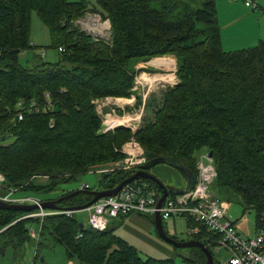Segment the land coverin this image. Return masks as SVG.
<instances>
[{
	"label": "trees",
	"instance_id": "16d2710c",
	"mask_svg": "<svg viewBox=\"0 0 264 264\" xmlns=\"http://www.w3.org/2000/svg\"><path fill=\"white\" fill-rule=\"evenodd\" d=\"M32 11L47 26L51 46L65 49L56 62L35 60V66H26L19 61L23 51L36 47L30 40ZM87 12L111 21V41L94 40L73 25ZM167 55L176 58L178 82L160 100L147 101L141 127L135 133L124 127L100 133L102 122L92 100L131 97L136 65ZM46 92L61 103V112L26 114L19 121L18 102L44 103ZM9 136L13 141L5 143ZM131 136L144 148L147 161L164 157L167 165L185 164L195 174L199 153L212 151L218 173L212 183L215 196L241 203L244 213L255 212L260 224L264 39L249 48L225 50L217 0H0V172L5 176L0 194L9 188L48 191L119 161L125 156L122 145ZM130 174H103L101 179L107 181L102 188L113 187ZM73 190L65 189L59 196ZM84 193L66 197L59 202L61 208L92 199L89 193L84 199ZM27 212L0 207L1 251L11 246L21 252L28 243L37 249L61 243L81 264H175L174 257H143L110 226L81 227L75 212L47 215L36 241L29 226L38 225L40 218L22 217ZM144 216L154 222L153 216ZM189 224L199 223L188 218ZM192 237L214 244L219 235L201 226L200 233L188 238ZM186 248L187 252L177 251L183 260L206 264L201 247Z\"/></svg>",
	"mask_w": 264,
	"mask_h": 264
},
{
	"label": "built area",
	"instance_id": "2783aa9c",
	"mask_svg": "<svg viewBox=\"0 0 264 264\" xmlns=\"http://www.w3.org/2000/svg\"><path fill=\"white\" fill-rule=\"evenodd\" d=\"M244 3L252 9L260 7L257 0H244ZM92 17H94L95 22H99L97 26L100 32L111 31L109 19L98 14ZM58 50L62 52L65 49L59 47ZM44 100V103H40L36 99L28 102L20 100L16 106L17 119L19 121L23 120L26 114L55 112V100L49 92L44 94ZM132 100L135 102V97H132ZM145 103L146 98L144 97L139 110L123 116L117 113L118 108L116 106L107 105V102L96 105L98 114L102 116L103 132L123 125L135 133L142 124L141 118L144 116ZM53 125L54 119H51V126ZM122 152L128 156L124 164L119 162L105 164L93 168L89 172L106 174L123 167L134 173L147 162L145 152L135 137L123 145ZM216 176L217 170L214 158L209 151L203 150L198 155L195 182L190 185L188 191L182 193L169 192L162 203L159 204L160 197L163 194L162 188L145 177H138L123 185L116 194L103 196L86 207L85 209L89 212L87 223H90L93 228L103 230L109 226L110 219L133 212L153 216L156 212H160L163 220L169 217L185 216L199 223L189 224L190 234L200 233L201 226H204L208 231L219 235L218 239L213 240L216 243L213 244L212 241H208L206 245L212 250L213 256L219 252L221 247L229 252V257L222 264H264V216L255 235L242 233L237 221L229 212L230 202L215 196L212 183ZM4 180L5 176L0 172V186H2ZM80 187L88 188L89 183H83ZM15 190L16 188H9L6 193L0 194V198L14 203H36L39 205L38 208L28 211L22 216L40 218L38 225L31 224L29 226V234L36 241L40 238L42 224L47 215L60 213L72 215L75 212L71 208L42 207L41 202L44 199L33 194L11 195ZM240 219H246V214L240 216ZM203 239L206 238L203 237Z\"/></svg>",
	"mask_w": 264,
	"mask_h": 264
},
{
	"label": "rangeland",
	"instance_id": "374dc122",
	"mask_svg": "<svg viewBox=\"0 0 264 264\" xmlns=\"http://www.w3.org/2000/svg\"><path fill=\"white\" fill-rule=\"evenodd\" d=\"M230 1L236 4L242 3L244 5L243 0H217V5H218V15H219V23L220 27L223 29L224 34L223 35H230V36H235L233 33L236 28H230V27H224V24L229 22L231 19L230 15H228V6H230ZM235 7V5H234ZM244 7H246L244 5ZM236 8V7H235ZM249 12L251 13H262L264 14V11L261 10H256L252 11V7H247L246 8ZM98 14L102 17L100 13L97 12H87L83 16L73 20V25L77 28L80 29V31H83L87 33L88 35L92 36L94 40H106V41H111L112 40V25H111V31H99V27L97 26L99 22L94 21L93 15ZM89 17H91L89 19ZM30 40L33 44L36 45V47L29 48L25 51H23L20 56H19V61L21 64L26 65V66H35V60L37 61H51V62H56L60 58V52L56 47L51 46V36L49 34V30L47 26L42 22L40 19L38 13L36 11H32L31 14V31H30ZM257 42V41H256ZM259 42V41H258ZM258 44V43H257ZM223 48H239L242 47L243 45L239 44H233L229 42L223 41L222 43ZM36 58V59H35ZM164 59V60H162ZM161 60L157 61L155 59L152 60L151 66L153 69H150L148 67H143L138 64L136 65V68L138 69V74L136 77V85H137V94L136 96H131L128 99L135 97V106L132 108L128 107V103L125 102V100H118L117 98H125V97H104V98H96L92 100V103L95 105V110L96 105L102 104L104 102H107L108 104H111L112 106H116L118 108L117 113L121 114V116L134 112L136 110H139V106L143 102V98H146V103L149 100H160L162 94L168 89L170 84H176L178 82V77L177 75L175 76L174 79H171L169 77H166V72L162 67L161 63L163 62L162 66L164 68H173L174 73L176 74L177 71V61L176 58H173L169 55L164 56ZM155 61V62H154ZM174 62V64L172 63ZM171 62V63H170ZM156 63V64H155ZM149 66V67H151ZM177 77V78H176ZM153 78V80H152ZM175 82V83H174ZM135 91V89H133ZM135 95V94H133ZM137 98H140L141 103L139 104V100ZM146 103H145V112L143 118H141V121L143 123L145 115H147V110H146ZM98 114V112H97ZM99 118L101 119L102 122V116L98 114ZM142 125V124H141ZM120 127L127 128L123 125H120L119 127H116L114 129H111L107 132L114 131ZM141 127V126H140ZM129 129V128H128ZM100 133H107L103 132V124L101 126V129L99 131ZM132 133H134L131 130ZM134 136H131L126 142H128L131 138ZM13 136H9L5 139V143H11L13 141ZM125 142V143H126ZM124 143V144H125ZM123 144V145H124ZM122 145V148H123ZM141 145V144H140ZM142 147V146H141ZM121 148V151H122ZM143 148V147H142ZM144 150V148H143ZM145 152V150H144ZM124 158L112 162V163H107L106 165L109 164H114L119 162L120 164H124L126 161V158L128 156L124 154ZM146 156V154H145ZM147 157V156H146ZM215 163V162H214ZM166 163H160L154 166L153 168L150 169V171L154 172H160V170L165 166ZM103 166V165H102ZM216 167V166H215ZM217 170V169H216ZM132 172L127 168L120 167L119 169H116L113 172H109L111 174L115 172ZM176 173L179 175H182L183 177L185 176V173L180 170L179 168H176ZM218 174V173H217ZM165 176V174H163ZM103 174H98L96 172H88L86 174H82L78 179L74 180H68L64 182H60L55 188H52L48 191H41V192H34V191H29V190H24L25 193H32L33 195H36L40 198H55L58 197L61 192H63L65 189H79L81 188V184L83 183H89L88 188H83V189H98L104 187L103 181H107L104 179H101ZM109 177V176H108ZM165 177H169L165 176ZM84 199L88 198L87 196L89 194L84 193L82 194ZM227 200V199H226ZM229 201V200H228ZM230 202V208L229 212L230 214H236V213H241L243 211V207L241 203L233 200L229 201ZM247 216L251 219V221L255 220L256 218V213L255 212H249L246 211ZM243 213L240 215H244ZM75 215L78 216V218L87 223L88 222V216L89 212L87 209L83 208L80 210L75 211ZM143 215H148V214H143ZM153 216V215H150ZM122 217H115L110 219L109 221V226L115 228V232L118 233L119 235L125 237L130 243L134 244L140 251V254L143 257H149V256H154V257H159V258H164V257H174L175 259V264H193L192 262L183 260V257L177 254V251H182V252H187L188 249L186 247H179V249H175L174 245L169 243L168 241L164 240L162 237H160L157 229L155 226H153L152 230H147L142 224L138 222H133L129 220V217H126L124 220L121 221ZM154 219V216H153ZM164 225L166 230L168 231L169 234L175 235L176 237L180 239H188V237L191 236L190 234V229L189 225L187 223V220L185 216H175V217H169L164 220ZM28 245L33 249V243H28ZM44 247H49V246H44ZM43 246L41 249L44 248ZM52 247V246H51ZM54 253L53 254H58L59 252L64 251V246L61 243H56L54 248ZM176 251V252H175ZM42 252L45 254V250H42ZM61 253H59L60 255ZM52 254H49L51 256ZM215 257V264H222L224 260H226L229 257V252L225 248H220L219 252L214 255ZM41 258L38 259L37 264H40L41 261H39ZM60 259H56L58 262ZM72 263L73 264H81L80 260L77 257H72Z\"/></svg>",
	"mask_w": 264,
	"mask_h": 264
},
{
	"label": "crops",
	"instance_id": "0c3cea01",
	"mask_svg": "<svg viewBox=\"0 0 264 264\" xmlns=\"http://www.w3.org/2000/svg\"><path fill=\"white\" fill-rule=\"evenodd\" d=\"M257 1L259 2L260 7L256 10L264 11V0H257ZM230 4L231 5L228 6L229 8H227L228 9L227 14L230 15L231 19L229 20V22L224 24V27L236 28V30L233 31L235 36L232 37L230 35H223L225 31H223V29L221 28L222 43H223V41H225L226 43L229 42V43L239 44V45H243V46L239 47V48H233V49L225 48V50L231 51V50H237V49L249 48V47L255 46L257 43H259L258 41L264 39V14L249 12L246 9L247 6L245 5V3H244V5L246 7H244V5L242 3L236 4V3H233L232 1H230ZM234 5L236 8L234 7ZM217 10H218V5H217ZM256 10L252 9V11H256ZM218 18H219V15H218ZM169 56L175 58L173 55H169ZM163 57L164 56L156 57L153 59L159 61ZM153 59H151L149 61H143L138 65L153 69V67H152L153 65L151 66V62ZM162 60H164V59H162ZM172 63L174 64L173 61H172ZM162 64H163V62L159 66L162 67V69H164V71L166 72V74H165L166 77L174 79L176 76V74L174 73V69L172 67L171 68H164L162 66ZM176 65H177V63H176ZM149 66H151V67H149ZM152 80H153V78H152ZM173 85L174 84H170V86H173ZM137 88L138 87L135 84V86H134L135 96L138 92ZM117 99L118 100H125V102L128 103L127 105L129 108H132L136 105L135 102L132 100V98H130V99H128V98H117ZM133 104H135V105L133 106ZM150 172L152 174H155L157 177H159L163 181V183L167 186L173 185V186L178 187V188H184L188 185V178H187L186 174L184 177L182 175L177 174L176 168L171 167L167 164H165V166L160 170V172H154L153 170ZM163 174H165V176H168V174H169V177H165ZM41 179H43V180L46 179L45 175H43L41 177ZM1 187H0V191L2 189ZM24 190L25 189H17L15 191H13L11 193V195L22 196V195L32 194L30 192L25 193ZM249 212H252V211H249ZM242 213H244V212H241L240 214L239 213L232 214L231 216L237 221L238 226H239L240 230L242 231V233H244L246 235H255L256 232L258 231V227H259V222H258L257 216H256L255 220L251 221L249 216L246 215V219L243 220V219H240V215ZM119 217H122V216H119ZM126 217H129L130 221L138 222V223L142 224V226H144L147 230H152L153 226H155L154 222L150 218H148V217H146L140 213L133 212V213L129 214L128 216L122 217V219L120 218L121 221L124 220ZM186 220L188 223V218H186ZM114 230H115V228H114ZM54 246L44 247L43 249H37V245L33 243V249H32L27 244L26 247L21 252H16L11 246H8L5 249H3L2 251L0 250V264H37V261L39 258H41L39 260V261H41L40 264H73L72 260H71L72 258L69 257L66 253L65 247H64V251L59 252V253H61L59 255V253L53 254L54 253V250H53ZM42 250H45V252H47V253L44 254L42 252ZM49 254H52V255L49 256ZM57 258L60 259L58 262L56 261Z\"/></svg>",
	"mask_w": 264,
	"mask_h": 264
},
{
	"label": "water",
	"instance_id": "95a60500",
	"mask_svg": "<svg viewBox=\"0 0 264 264\" xmlns=\"http://www.w3.org/2000/svg\"><path fill=\"white\" fill-rule=\"evenodd\" d=\"M55 112L59 113L62 110V106L60 102L55 103ZM210 155L213 156V152H210ZM160 163H166V159L164 157H157L153 158L151 160H148L145 164H143L139 169H137L134 173L130 174L126 178L122 179L117 185L109 188H102V189H74L72 192L69 194H64L56 198H50V199H44L41 202V206L45 208H61V205L59 204L60 201L65 199L66 197H69L71 195H74L78 192H87L91 194L93 197L91 200L86 202L85 204H79V205H72L69 206V208L74 209V210H80L83 208H86L93 204L96 200L99 198L106 196V195H111V194H116L123 185H125L127 182H130L138 177H145V178H150L154 180L163 190V194L160 197L159 204L162 203L164 198L169 194V192L173 193H182L185 191H188L190 189V185L195 182L196 174L191 171L185 164H181L179 166V169L182 170L187 178H188V185L184 188H178L173 185L167 186L163 183V181L157 177L155 174H152L150 172V169L156 166L157 164ZM40 175H45V172H42ZM111 173H106L104 174V177L110 176ZM78 179V178H77ZM0 207L3 208H22L27 211L34 210L39 207L38 204L36 203H14V202H9L6 200H3L0 198ZM154 224L155 227L160 235L164 240L168 241L169 243L173 244L176 247H189V246H199L203 249V251L206 254V264H215L214 256L212 253V250L207 246L202 240L196 239V238H188V239H177L173 236H171L168 231L165 228L164 225V220L162 218V215L160 212H156L154 215ZM80 226L81 227H89L93 228L90 223H85L83 221H80Z\"/></svg>",
	"mask_w": 264,
	"mask_h": 264
}]
</instances>
